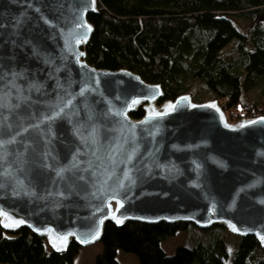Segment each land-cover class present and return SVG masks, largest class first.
Instances as JSON below:
<instances>
[{"label": "water", "instance_id": "water-1", "mask_svg": "<svg viewBox=\"0 0 264 264\" xmlns=\"http://www.w3.org/2000/svg\"><path fill=\"white\" fill-rule=\"evenodd\" d=\"M97 0H0V225L55 251L126 221L190 222L264 248V116L85 60ZM139 107L143 115L133 118ZM120 223H117V221Z\"/></svg>", "mask_w": 264, "mask_h": 264}, {"label": "trees", "instance_id": "trees-1", "mask_svg": "<svg viewBox=\"0 0 264 264\" xmlns=\"http://www.w3.org/2000/svg\"><path fill=\"white\" fill-rule=\"evenodd\" d=\"M234 17L248 21L245 31ZM87 19L93 25L83 48L87 63L160 84L159 104L190 94L195 102L217 100L231 122L264 116V0H97ZM142 115L140 107L131 113ZM180 231L182 243L167 254L162 242ZM98 243L93 264H123L119 250L138 264H264L257 238L219 224L107 222ZM80 248L71 241L58 252L27 227L0 225V264H75Z\"/></svg>", "mask_w": 264, "mask_h": 264}, {"label": "rangeland", "instance_id": "rangeland-1", "mask_svg": "<svg viewBox=\"0 0 264 264\" xmlns=\"http://www.w3.org/2000/svg\"><path fill=\"white\" fill-rule=\"evenodd\" d=\"M231 20L233 21V19ZM234 21L233 23L238 29L240 30L242 29L243 31L246 30L248 26V21L236 17H234ZM198 97H200V95ZM241 119H246V117H240L236 121H232V123L237 122ZM229 122L231 121L229 120ZM183 237H184V233L180 231L175 236H171L167 238L165 241H163L161 246L166 251L167 254H172L175 248L182 243ZM229 240H231V245L235 244L236 242V238L234 237H230ZM99 250H100V244L98 242L92 243L90 245L82 246L80 248L79 253L74 259L75 264H93L94 256ZM117 259L123 264H138L137 258L134 254L127 253L122 250H119L117 252Z\"/></svg>", "mask_w": 264, "mask_h": 264}, {"label": "snow or ice", "instance_id": "snow-or-ice-1", "mask_svg": "<svg viewBox=\"0 0 264 264\" xmlns=\"http://www.w3.org/2000/svg\"><path fill=\"white\" fill-rule=\"evenodd\" d=\"M117 223H120V221L118 220Z\"/></svg>", "mask_w": 264, "mask_h": 264}]
</instances>
